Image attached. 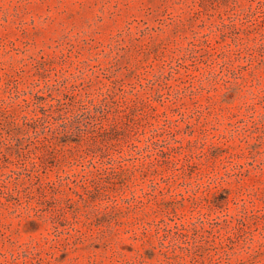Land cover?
<instances>
[{"label":"rangeland","instance_id":"374dc122","mask_svg":"<svg viewBox=\"0 0 264 264\" xmlns=\"http://www.w3.org/2000/svg\"><path fill=\"white\" fill-rule=\"evenodd\" d=\"M0 264H264V0H0Z\"/></svg>","mask_w":264,"mask_h":264},{"label":"trees","instance_id":"16d2710c","mask_svg":"<svg viewBox=\"0 0 264 264\" xmlns=\"http://www.w3.org/2000/svg\"><path fill=\"white\" fill-rule=\"evenodd\" d=\"M61 111V110H60ZM82 116H85L86 117V114H82ZM84 117V118H85ZM91 118H93V116L92 115H88L85 119H87V120H91ZM84 119V120H85ZM87 125L89 126V128L90 129H94V124H92L91 122L90 123H87Z\"/></svg>","mask_w":264,"mask_h":264}]
</instances>
